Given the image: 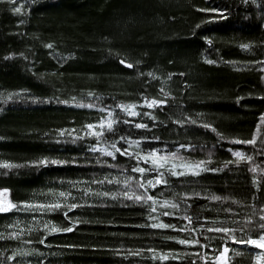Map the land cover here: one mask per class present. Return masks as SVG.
Returning <instances> with one entry per match:
<instances>
[{"label": "trees", "instance_id": "trees-1", "mask_svg": "<svg viewBox=\"0 0 264 264\" xmlns=\"http://www.w3.org/2000/svg\"><path fill=\"white\" fill-rule=\"evenodd\" d=\"M262 118L264 0H0V264H262Z\"/></svg>", "mask_w": 264, "mask_h": 264}, {"label": "snow or ice", "instance_id": "snow-or-ice-1", "mask_svg": "<svg viewBox=\"0 0 264 264\" xmlns=\"http://www.w3.org/2000/svg\"><path fill=\"white\" fill-rule=\"evenodd\" d=\"M17 11H19V9H17ZM49 48L52 47V45H48ZM245 48L248 47V45H244ZM211 63V61H209ZM121 63H124L123 61H121ZM127 67L131 68L133 65L131 64H127L126 65ZM149 75H151V73H149ZM162 91V89H161ZM165 103V101H158V100H152L151 102L148 103V107H153V106H159V105H163ZM81 106H84V105H81ZM87 107H91V105H87ZM123 107V106H121ZM135 106L134 105H129L127 106V110L128 111V114L129 115H138V113L134 112V111H130V109L134 108ZM262 123H264V118H262L261 120ZM193 123H195V121H193ZM205 127H208L207 125H204ZM88 127L90 129L94 128L93 125H88ZM101 127H103V125H101ZM108 127V130H112V125L111 123H109L107 125ZM136 127H147V125H141V124H138L136 125ZM93 135H102L103 133H97L95 131H93L92 133ZM235 143H249V144H255V140H250V141H234ZM109 155H113L112 153H108ZM237 157H240L241 159H245V157L243 156V154L241 152H236L234 153ZM154 154H150V156H152ZM251 157H247V160L248 161H251ZM146 163L149 162L148 160L145 161ZM40 164H47L49 163L48 161H40L39 162ZM51 163H56V161H52ZM151 163L153 164V167H156L157 166V161L155 159H152L151 160ZM160 166H163V165H160ZM3 167H6V168H9V167H16V165H3ZM134 171H138L140 173H144L146 171V169H143V168H136V169H133ZM250 171H255V168L253 169H250ZM173 175H175L176 173L173 172L172 173ZM161 176L163 175V173L160 174ZM162 182H165V181H161V180H157L156 183H162ZM166 183V182H165ZM148 184L149 185H153L152 181H148ZM141 187H144L143 184L140 185ZM61 195H64L63 193H61ZM129 199H131L132 197L129 196L128 197ZM137 200H141V199H144L143 197L141 196H136L135 197ZM148 200H151L153 199L152 197H147ZM215 199H220L219 197H215ZM171 207L173 208H177L178 205L176 204H172L170 205ZM17 207L16 205L14 204H11V203H8V204H4V203H0V212H8L10 211L12 208H15ZM26 207H29V208H32V207H36V208H50V209H55V208H59L60 205L58 204H55V205H39V206H32V205H27ZM76 207V205H71L69 206V210H71V208H74ZM153 211H155V209L153 208L152 209ZM164 215H169V213H164ZM187 219L189 220V222L191 223V217H187ZM245 226L247 227L248 225H253V220L251 218H249L248 220H246L244 222ZM152 227H160V228H167V227H174L172 225H165V224H159V225H152ZM254 228L255 230H257L258 232V237L257 239H252L251 236H249L247 239H241V240H237L236 237L234 235H230L229 236V239L232 240L233 243H241V244H246V245H249V246H253L254 248H260V249H264V215H259L258 216V220L257 222L255 223L254 225ZM67 230H71L70 228L67 229ZM209 231H216V232H222L224 233L225 235H229L230 233H235V231H237V229H230V228H227V227H223V228H215V229H208ZM2 238V237H0ZM179 243L181 244H185V243H189L188 241H179ZM198 243V241H197ZM230 249L229 247L227 246V244L223 245L222 246V249L219 250L218 252V255L216 256L215 258V262L214 264H228V256L227 254L229 253ZM234 252V254L236 255H239L240 253L236 250H232ZM252 255H254L257 259V261H260L262 258H264V251H261L259 253H256V252H253ZM166 258V257H165Z\"/></svg>", "mask_w": 264, "mask_h": 264}, {"label": "water", "instance_id": "water-1", "mask_svg": "<svg viewBox=\"0 0 264 264\" xmlns=\"http://www.w3.org/2000/svg\"><path fill=\"white\" fill-rule=\"evenodd\" d=\"M262 264H264V259H263V263Z\"/></svg>", "mask_w": 264, "mask_h": 264}, {"label": "rangeland", "instance_id": "rangeland-1", "mask_svg": "<svg viewBox=\"0 0 264 264\" xmlns=\"http://www.w3.org/2000/svg\"><path fill=\"white\" fill-rule=\"evenodd\" d=\"M261 260H262V259H261ZM261 260H260V261H261Z\"/></svg>", "mask_w": 264, "mask_h": 264}]
</instances>
